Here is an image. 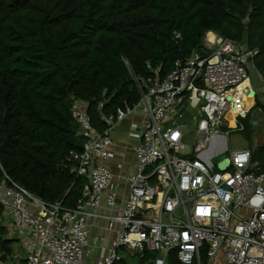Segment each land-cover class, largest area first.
Returning a JSON list of instances; mask_svg holds the SVG:
<instances>
[{
	"label": "built area",
	"instance_id": "1",
	"mask_svg": "<svg viewBox=\"0 0 264 264\" xmlns=\"http://www.w3.org/2000/svg\"><path fill=\"white\" fill-rule=\"evenodd\" d=\"M209 34L205 55L195 52L162 79L139 82L138 104L105 116L103 132L93 126L88 104L73 102L83 144L70 157L73 171L88 179L75 207L48 203L0 175L2 221L23 244L25 264H116L123 251L141 258L158 253L148 257L151 264H170L171 252L181 264H205L203 256L207 264H264V169L245 147L226 157L225 170L218 164L226 158L213 161L229 151L230 136H237L231 144L243 139L252 108L264 115V87H252L247 68L258 50ZM182 108L195 114L190 148ZM127 120L123 140L134 141L129 165L117 161L113 136ZM100 220L114 236L106 254L89 262L91 225Z\"/></svg>",
	"mask_w": 264,
	"mask_h": 264
},
{
	"label": "trees",
	"instance_id": "2",
	"mask_svg": "<svg viewBox=\"0 0 264 264\" xmlns=\"http://www.w3.org/2000/svg\"><path fill=\"white\" fill-rule=\"evenodd\" d=\"M209 31L257 49L252 62L264 78V0H0V175L75 207L88 179L70 157L83 144L73 102H86L103 132L105 116L138 104L139 82L205 55ZM242 133L251 145L250 118ZM253 161L264 169V145ZM2 216L0 202V264L18 241ZM124 256L116 264H146L158 253ZM169 260L181 264L174 252Z\"/></svg>",
	"mask_w": 264,
	"mask_h": 264
},
{
	"label": "crops",
	"instance_id": "3",
	"mask_svg": "<svg viewBox=\"0 0 264 264\" xmlns=\"http://www.w3.org/2000/svg\"><path fill=\"white\" fill-rule=\"evenodd\" d=\"M207 33H209V32H207ZM214 35H217V34L215 32L210 31V34H209L208 37L213 39ZM250 103H252V101ZM261 115L264 117V115L258 111L257 107H254V108L251 109V112H250L248 118L251 119V123H252L253 126L258 124V120H259L258 116H261ZM134 118L137 119V120L139 119V117H137V116H135ZM128 128H129V120L124 122L113 133V136H114L115 139L118 140V141H116L117 149H118L117 161H124L125 163H127L129 165V164H131L134 161V150H133L134 141L132 140L131 144H128L127 142H125V140H123V138L126 136L125 135L126 134L125 130H127ZM236 138H237V136H234L233 141ZM231 146L232 147L240 146V148L245 147V137H244V135H243V139L242 140H240L237 143L231 144ZM245 148H248V147H245ZM234 149H237V148H234ZM249 149H251V151L253 153L255 148H249ZM256 163H258V162H256ZM258 166H259V163H258ZM105 224H106L105 220H100L97 224H94L93 226L91 225L92 243L95 245V249H94V251L91 254H86V260L89 261V262H93L97 258L103 257L106 254L107 248L110 246V243H111V240H112V237L114 236V234L113 233L112 234H107V232H104ZM18 242H20V241L18 240ZM21 247L24 250V246H23L22 243H21ZM124 254H125V251H123L122 257H125ZM25 257H26L25 251H24V255L23 256L15 253V251H14V255H13L12 260H16V264H25ZM146 262H147L146 264H151L148 260ZM6 264H8V263H6ZM220 264H222V262Z\"/></svg>",
	"mask_w": 264,
	"mask_h": 264
},
{
	"label": "rangeland",
	"instance_id": "4",
	"mask_svg": "<svg viewBox=\"0 0 264 264\" xmlns=\"http://www.w3.org/2000/svg\"><path fill=\"white\" fill-rule=\"evenodd\" d=\"M180 111L183 112V117L179 120L180 123H182L184 126L182 128L183 133L187 136L186 142H187V147L190 148L195 140L196 137V125H194V120L193 119V115L195 116V114L192 112H190L189 110H185V109H180ZM259 120H258V124L254 125V134L252 136V144L250 145L246 139H245V147L248 148H256L257 146L260 145H264V117L258 116ZM256 119V118H255ZM243 137V136H242ZM233 138L234 137H229L230 139V145L231 142H233ZM234 148H240V146L238 147H232L229 146V151L223 153L222 155H219L218 157L214 158L213 161L214 162H218L223 158H226L229 156V154L234 150ZM14 251L15 253L23 256L24 255V250L21 247V243L20 242H15L13 245ZM6 262V261H5ZM6 263H12V264H16V260H9ZM4 263V264H6ZM132 264H138L137 261H133Z\"/></svg>",
	"mask_w": 264,
	"mask_h": 264
},
{
	"label": "water",
	"instance_id": "5",
	"mask_svg": "<svg viewBox=\"0 0 264 264\" xmlns=\"http://www.w3.org/2000/svg\"><path fill=\"white\" fill-rule=\"evenodd\" d=\"M247 68L250 76V82L254 89H259L261 87H264V78L261 76L259 71L256 69L255 65L252 61H249L247 63ZM251 93H254V90L251 91ZM230 160L228 158L222 160L218 164V168L220 170H225L229 166Z\"/></svg>",
	"mask_w": 264,
	"mask_h": 264
},
{
	"label": "bare ground",
	"instance_id": "6",
	"mask_svg": "<svg viewBox=\"0 0 264 264\" xmlns=\"http://www.w3.org/2000/svg\"><path fill=\"white\" fill-rule=\"evenodd\" d=\"M243 87H245V104L246 105H250L251 103V101L253 102V94H247L246 95V90H247V88H246V83L245 84H243Z\"/></svg>",
	"mask_w": 264,
	"mask_h": 264
}]
</instances>
